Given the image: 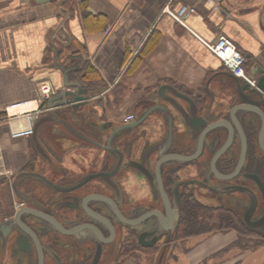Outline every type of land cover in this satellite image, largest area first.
<instances>
[{"label": "crops", "instance_id": "0c3cea01", "mask_svg": "<svg viewBox=\"0 0 264 264\" xmlns=\"http://www.w3.org/2000/svg\"><path fill=\"white\" fill-rule=\"evenodd\" d=\"M217 1L219 6L216 0H0V114L13 104L27 102L34 116L44 117L47 111L38 101L39 84L50 83L52 97L63 89L59 65L74 66L69 77L79 81L80 65L89 62L106 88L88 92L87 117L42 122L38 139L56 164L58 178L64 173L78 177L101 170L104 165L93 160L100 148L80 134L99 138L97 131L107 122H121L134 113V104L162 83L194 98L204 116V106L213 109L220 100L218 85L231 81L222 62L164 11L166 7L193 6L196 13L186 17L187 26L206 41L219 34L229 37L245 56L247 70L256 58L264 60V0ZM128 68L131 76L119 97L117 85ZM174 114L179 122L181 117ZM36 117L30 121L21 115L12 123L32 126ZM31 157L38 166L48 165L30 137L13 138L8 122H0L3 168L16 174ZM132 197L147 199V193L134 190ZM18 200L9 179L0 176L2 207L8 209Z\"/></svg>", "mask_w": 264, "mask_h": 264}, {"label": "water", "instance_id": "95a60500", "mask_svg": "<svg viewBox=\"0 0 264 264\" xmlns=\"http://www.w3.org/2000/svg\"><path fill=\"white\" fill-rule=\"evenodd\" d=\"M216 5L219 6L217 0ZM254 61L249 73L256 80L255 86L249 85L244 80L226 71L231 81H223L217 87L218 91L230 92L239 100V103L232 106L231 109L229 108L230 102L228 98L219 94L220 100L217 101L214 108L204 106V116H201L192 97L167 83H162L157 88L155 99L148 98L144 100L145 109L139 113L135 120L107 122L101 130L97 131L100 135L97 139L80 134L82 140L100 148L101 152L96 154L93 160H97V163L101 162L104 166L99 171L78 177L68 176L64 173L60 176V184L54 181L59 177L57 175V166L48 150L42 146L38 139L39 124L56 120L66 122L68 118L76 121L85 119L87 117L86 113L89 112L85 110L90 104V96L82 88L80 81L70 79L69 72L74 66L59 65L60 70H62L63 89L43 101L42 106L47 113L44 117L36 118L32 125L33 132L29 136L34 148L42 158L48 161V165L44 167L39 165L37 170L24 171L17 174L11 184L14 195L18 199L28 200V190L33 189L31 186L35 184L33 182L36 180L35 187L39 191V193L35 191L37 198H45V203L50 205L52 202L57 201L56 197H60V204H66V206L77 199L81 201L82 208L87 215L103 222L102 215L87 206L89 201H101L115 208L112 196L122 186L130 196H132L134 190L138 191L140 189L147 193L148 198L155 187V182H158V186L161 189V178L167 171L165 168L169 165V161L191 162L204 149H209L210 143H215L218 148L211 158L212 165L220 160V156L224 152L230 153L238 150L240 146V158L234 168V172L223 178L229 179L233 177L243 166L247 147L245 138L247 128L255 134V144L264 151V60L256 58ZM68 87H71L72 90H65ZM166 92H171L170 94L174 97L169 96ZM209 94H207L208 97H210ZM180 101H184L186 106ZM174 113L181 117L179 122H175ZM223 114H227L228 117L224 118ZM137 129L140 130V140L138 139L132 144L129 137ZM161 134L162 136H160ZM219 137L222 140L212 142ZM170 145L178 149L177 151H180L179 149L185 146L192 147L195 152L189 156L166 153ZM221 162L220 160V164ZM260 164L257 160L255 171L243 175L256 184L264 203V183L257 174ZM36 165L37 162H35L34 169ZM182 166L184 165H178L177 170ZM28 183L30 184L28 185ZM90 185H94L98 192H92L89 188ZM134 185L140 187H134ZM239 189L242 191L249 190L244 187H239ZM248 194L252 202L246 210L242 221L246 225L258 226L264 222V208L262 215L253 223L250 222V217L257 201L255 194L251 190H249ZM28 213L48 222L55 230H58L61 224L50 214L33 211L28 208H18L16 210L14 219L20 221V226L27 232L26 235L31 238L32 246L36 248L39 255V264H42L41 233L37 228L33 230L28 228L20 219L22 214ZM11 227L10 220L0 222V241H2L3 245L6 243H9V245L13 244V241H10L11 237H13ZM78 229L88 230L99 235V229L94 224H82ZM67 233L73 234L72 231ZM141 237L143 235L140 236V240ZM147 245L151 246L152 244ZM12 246L16 247L15 242ZM99 253L98 250L91 264L97 263ZM158 259L157 264H161V259Z\"/></svg>", "mask_w": 264, "mask_h": 264}, {"label": "flooded vegetation", "instance_id": "af4514ba", "mask_svg": "<svg viewBox=\"0 0 264 264\" xmlns=\"http://www.w3.org/2000/svg\"><path fill=\"white\" fill-rule=\"evenodd\" d=\"M157 88L153 94L145 93L143 99L141 98L137 104H134V113H131L133 118L128 121L135 120L139 113L145 109L144 100L156 97ZM219 92L228 98L230 109L239 103L234 94L225 91ZM222 116L228 117L227 114ZM125 118L120 121H125ZM132 134L129 138L134 144L135 141L140 140V130L137 129ZM245 138L247 147L243 166L233 177L223 178L234 172L240 158V146L238 150L230 153L224 152L220 156L221 164L218 160L212 165L211 158L218 148L215 143H210V148L204 149L191 162L169 161V165L165 168L167 171L161 178V189L158 182H155V187L147 199H136L130 196L122 186L112 196L115 208L101 201H89L87 206L100 213L103 222L87 215L82 208L81 201L77 199L68 203V206L60 204V197H56L57 201L50 205L45 203V198H37L35 191L38 193L39 191L35 187L36 180H34L35 184L31 186L33 189L28 190V200L22 198L18 202L14 201L7 206L8 209H4L0 204V222L11 221L13 237L10 241H13L12 245L14 242L16 244V247L9 243L3 245L0 241V264H39V255L36 248L32 246L31 238L20 226V221L14 219L18 208H28L50 214L61 224L60 228L55 230L48 222L41 220L36 215L28 213L20 216L22 223L28 228L32 230L37 228L41 233L42 264H91L98 250L100 253L96 264H119L129 252L152 251L156 253L174 247L182 242V239L177 238V233L181 223L184 201L191 197L205 207H220L235 211L237 216L243 220V216L252 202L248 194L251 190L257 201L250 217V222L253 223L262 215L264 203L256 184L243 174L253 173L258 160L261 164L257 174L264 183V151L255 144L256 136L248 128L245 131ZM218 140H222V138L219 137L212 142H218ZM177 150L170 145L166 153L189 156L195 152L194 148L188 146L179 149L180 151ZM35 162L31 157L20 172L14 174L9 170L10 185L17 174L37 170L39 166L36 165L34 169ZM180 164L184 166L177 170ZM54 181L60 184L61 178ZM239 187L249 190L242 191ZM89 188L92 192H98L94 185H90ZM89 223L99 229V235L88 230L78 229L82 224ZM245 227L253 235L264 237V222L258 226L245 224ZM71 231L73 234L67 233ZM141 235L143 237L140 240ZM147 244L152 245L148 246ZM113 249L114 252L117 250L116 259L113 263H109L107 259Z\"/></svg>", "mask_w": 264, "mask_h": 264}, {"label": "rangeland", "instance_id": "374dc122", "mask_svg": "<svg viewBox=\"0 0 264 264\" xmlns=\"http://www.w3.org/2000/svg\"><path fill=\"white\" fill-rule=\"evenodd\" d=\"M8 194L11 198L9 190ZM255 241L260 242L256 247ZM116 251L111 250L109 263L116 259ZM158 258L161 264H264V237L235 229L197 233L160 252H129L119 264H157Z\"/></svg>", "mask_w": 264, "mask_h": 264}, {"label": "built area", "instance_id": "2783aa9c", "mask_svg": "<svg viewBox=\"0 0 264 264\" xmlns=\"http://www.w3.org/2000/svg\"><path fill=\"white\" fill-rule=\"evenodd\" d=\"M177 23L186 27L192 34H194L209 50L215 55L223 64L225 69L233 76L240 78L247 82L251 86L256 85L255 78L248 72L245 67V56L238 49L236 44L227 36L219 34L213 41L203 40L195 32H193L186 24L185 19L188 15L196 13V9L193 6L182 4L176 10H171L168 7L164 9ZM38 101L49 98L53 93L52 86L48 82H42L38 86ZM23 106V107H22ZM38 108V107H37ZM36 111H40V109ZM24 115L27 120H34L36 116L32 114V111L28 110V103L21 102L13 104L4 110L3 114H0V122L7 121L10 128V135L13 138L29 137L33 130L31 124L27 126L16 125L12 123L14 117H20ZM37 118V117H36ZM133 118L132 114H128L125 118L126 121ZM0 176L2 178L10 179V172L3 168L0 164Z\"/></svg>", "mask_w": 264, "mask_h": 264}, {"label": "trees", "instance_id": "16d2710c", "mask_svg": "<svg viewBox=\"0 0 264 264\" xmlns=\"http://www.w3.org/2000/svg\"><path fill=\"white\" fill-rule=\"evenodd\" d=\"M76 75L87 93L103 91L106 88V84L99 73L87 61L80 65ZM130 76L131 69L128 68L117 85L119 97L122 95L123 89L126 88ZM224 229H235L242 235H253L246 229L244 222L235 211L220 207H205L198 204L192 197L184 201L177 238L185 239L189 235ZM259 243L255 241L254 247ZM244 247L247 248L245 245Z\"/></svg>", "mask_w": 264, "mask_h": 264}, {"label": "bare ground", "instance_id": "6f19581e", "mask_svg": "<svg viewBox=\"0 0 264 264\" xmlns=\"http://www.w3.org/2000/svg\"><path fill=\"white\" fill-rule=\"evenodd\" d=\"M23 107V106H22Z\"/></svg>", "mask_w": 264, "mask_h": 264}]
</instances>
